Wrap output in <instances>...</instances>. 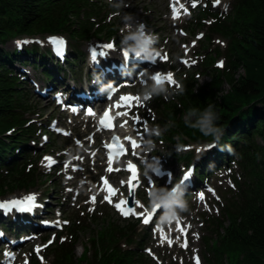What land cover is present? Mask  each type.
<instances>
[{
  "label": "trees",
  "instance_id": "trees-1",
  "mask_svg": "<svg viewBox=\"0 0 264 264\" xmlns=\"http://www.w3.org/2000/svg\"><path fill=\"white\" fill-rule=\"evenodd\" d=\"M101 5L98 0H0V197L34 188L40 179L35 157L38 128L27 117L32 107L23 87L27 74L17 68L31 67L40 83L54 87L65 86L61 78H66V70L82 76L83 42L117 36L119 22ZM206 5L199 4L190 20L195 30L206 27L211 35L228 41L224 67H214V75L203 85L194 76L197 69L181 71L171 97L162 92L152 98L157 112L154 126H159L161 135L145 134L166 148L167 163H194L193 175L199 182L223 165L236 163L241 168L246 181L236 201H226L220 217L202 216V224L212 230L205 243L206 264H264V144L259 143L264 141V0H230L227 12ZM51 34H63L69 41L63 61L54 57L45 41ZM23 37L33 40L18 45ZM11 41L13 47L8 49ZM206 63L210 62L200 68L206 70ZM240 68L243 75L237 74ZM224 84L229 85L225 93ZM208 104L215 105L218 124L224 128L219 145L183 121L189 109L203 110ZM187 145L206 147L194 159L192 148L183 149ZM8 216L0 215V224L12 233ZM99 226L77 256L79 233L89 226L83 219H70L46 245L44 258H50L49 264H157L143 251L145 242L137 236L136 220L117 216L115 223L105 220ZM33 264H38L35 258Z\"/></svg>",
  "mask_w": 264,
  "mask_h": 264
},
{
  "label": "rangeland",
  "instance_id": "rangeland-1",
  "mask_svg": "<svg viewBox=\"0 0 264 264\" xmlns=\"http://www.w3.org/2000/svg\"><path fill=\"white\" fill-rule=\"evenodd\" d=\"M98 1L102 3L101 6L103 9L114 14L113 20L115 23L119 22L117 23V36L109 40H91L88 44L87 42H83L81 51H87V47H96L98 42L101 44L108 42L115 45L114 49L116 50V48H118L117 50L120 52V49H122L121 40L125 34L121 31L124 29L125 23L123 16L126 13H130L134 15V19L129 22L132 24V30L135 31L139 23L146 24L145 33L150 32L158 37L157 43L152 47L156 48L159 53H161L162 57H169L167 62H163L162 58H159V64L156 67L149 64V69L147 70V73L155 70H162L167 74H172L175 84L170 85L166 83L164 84L165 89L177 88L179 83L177 74L189 68L190 72L197 69L196 75L194 76L198 78L199 85L208 83L211 76L214 75V69H216L214 67L222 68L219 66L220 62L224 64L226 62L223 52L226 51L228 41L221 36L211 35L208 33L206 27L195 30L196 24H194L189 17L194 13L193 11L189 15L187 11H183L181 17L172 18L171 10L169 9L170 0ZM197 1L202 3V6L203 4H207L206 6H208L209 3L213 5L217 2V0ZM227 1L229 2L230 0H219V4L215 5V7H217L218 10H225L228 8ZM195 3L196 2L193 0L189 1L190 5ZM6 47L11 49L13 47L12 41L8 43ZM216 50H219L220 54L217 55V53H215ZM209 56L213 58L210 60L208 59ZM179 57L186 58L187 61L190 62V66L185 67L181 64L178 61ZM206 60L210 63H206L208 68L205 70L200 68V64H204ZM96 65L97 64H93V67H96ZM103 66H100V69L97 70L100 72L101 69H103V73L99 75L104 73L108 74ZM81 68L83 69L82 65ZM84 68L86 70L85 59ZM202 70H205V72H202ZM17 71L20 74H29V76L25 78V84L23 85V87L29 91V102L32 107L27 117H29L33 125H36L38 128V143L35 145L39 148L36 149L35 157H39L38 165L40 179L34 188L27 191L34 194L37 200L42 203V208L38 215L41 217L37 225L41 232L27 236L24 234L20 235L18 232H12L11 234L9 233V236L27 238L20 246L16 247V264H30V262L25 263L27 259H32L34 263L33 259L35 256L40 260L39 264H49L50 258L44 260L41 257V242L42 237L48 233H50V236L53 238L55 228H57L55 226L64 229V224H67L70 219L75 218L83 219L84 225L89 226L86 232L79 233V240L75 246L76 255L79 256L85 242L89 236H91L92 231L98 229L100 227L99 225L105 220L115 223L117 215L108 204L101 202L98 198L95 202L89 199V196L95 194L98 190L99 175L108 170L103 161L100 137L95 143L92 142V139H88L87 137L88 132L96 131L93 122L88 120V122L85 123L78 117L71 121V119L65 116L59 106L55 104L52 98L54 94L53 91L47 92L44 97L37 93V87L38 89H42L43 84L40 83L39 86H34L33 81L38 80V74L34 72L31 67H18ZM65 72L68 74H65L66 78H61L62 83H69L68 80H76L74 77L78 74L75 73L76 75L73 76L74 73L70 74V70H66ZM145 72L146 70H143V73ZM237 74L243 75L244 71L240 68ZM24 75L21 77H24ZM30 76H32V78ZM33 77L35 79H33ZM152 82L153 80H151L148 75L141 77L139 74V76L132 79L128 87L123 88V92L131 91L137 94L140 103V106L132 113L130 128L137 133L140 142L139 148L133 152L132 155L140 167L138 179L140 183L136 189L138 200L135 205L146 210L150 207L148 189L150 190L152 187L159 186H167L170 188L177 180L174 179L172 184H168L165 182L167 178L159 180L155 179L152 174H150V176H145L143 174L142 162L147 159L151 161L158 158L159 163L163 166L177 171L181 169L183 164L177 161L171 164L165 163V161L161 159V156L165 154L166 148L160 143L154 144L155 148L151 153L143 151V143L148 141L145 132L150 128H154L152 127V121L157 117V112L152 104V100H144L141 96V93L148 89ZM142 86H145V88L140 89ZM222 90L223 93H225L229 90V85L224 84ZM172 94L173 89L169 91L165 90L163 97H171ZM135 116L138 117L137 124L132 122ZM57 121L68 133L69 130L71 131L69 136H57L52 133L51 126L57 127V125H54ZM121 124H123V122H121ZM42 134H45V139L41 137ZM77 140H80V145H76ZM30 143L32 144L33 141ZM259 143L264 144V141L262 142L259 140ZM174 148L176 149V146ZM203 148L204 147L201 146H194V159H197L199 152ZM46 158H51L54 163L48 166V160ZM68 158L71 160L70 162H67ZM72 163H77L82 166V170L72 172L70 170V164ZM67 176L72 177L68 179ZM147 177H149L153 183H151ZM120 181L124 182V178L118 177L117 183L119 184ZM245 181L246 175L236 163L231 165L227 164L223 165L221 168H217L212 175L207 176L204 180L205 185H211L215 188L216 192L214 194L205 191L204 198H200L199 200L196 198L193 191L190 190L186 192L185 195L189 203L190 211L183 213L182 219L178 221L179 227L187 230V235L178 230L177 222L163 226L160 225L158 218L161 213H159L156 218L157 225L160 227L157 232L142 224H138L136 226V233L138 234L137 236H143V242H145L143 251L147 253V259L151 263L156 262L157 264H165L170 261L173 264H196V259L198 258L200 264H206L208 248L205 243L208 241L209 237L212 236V230L207 228L205 224H202V216L208 215L212 217L219 215L220 217L222 205H226V201H236L235 197ZM124 188L125 187H123L122 192L126 195V190ZM27 191H17L3 198L20 195L22 193L25 194ZM87 213L88 217H86ZM91 214H93V217H90ZM45 222L51 224V227L46 228L44 226ZM169 238L172 244L166 243V240ZM185 240H187V246L183 249L181 245L185 243ZM5 242L7 241L0 240V258H3L1 250L6 249L8 246ZM37 249H39L38 252L36 251ZM1 263L2 260H0V264Z\"/></svg>",
  "mask_w": 264,
  "mask_h": 264
},
{
  "label": "clouds",
  "instance_id": "clouds-1",
  "mask_svg": "<svg viewBox=\"0 0 264 264\" xmlns=\"http://www.w3.org/2000/svg\"><path fill=\"white\" fill-rule=\"evenodd\" d=\"M134 19V15L126 13L123 16L124 29L121 31L125 34L121 40L122 48L134 58L144 57L145 60L155 61L160 55L159 51L152 47L157 43L158 37L150 32L145 33V25L139 23L136 30H132V24L129 23ZM132 42V43H129ZM150 87L146 89L141 96L144 100L150 99L153 95H158L165 91L163 83H157L153 79ZM220 119L219 114L215 111V105L208 104L203 110L198 108L189 109L183 116L185 126L198 130L205 137H212L215 145L220 144L221 137L224 134V128L218 124ZM155 135L159 137L161 132L159 126H156L148 131V135ZM143 151L151 153L154 150V142L149 139L143 143ZM180 146L177 145L176 151H179ZM221 150L223 148L221 147ZM229 153L232 149L228 147ZM143 174L150 176L159 171L160 164L157 159L151 161L144 160ZM186 188L183 181L173 184L170 188L167 186L152 187L148 193L150 209H160L161 214L158 218L160 225H168L182 219V214L190 211L189 203L186 199Z\"/></svg>",
  "mask_w": 264,
  "mask_h": 264
},
{
  "label": "snow or ice",
  "instance_id": "snow-or-ice-1",
  "mask_svg": "<svg viewBox=\"0 0 264 264\" xmlns=\"http://www.w3.org/2000/svg\"><path fill=\"white\" fill-rule=\"evenodd\" d=\"M217 3H219V0H217ZM193 7H195V4H193ZM174 13L177 11L176 9H173ZM22 43H28V41H24V42H18L19 44ZM50 43L54 46V50L56 52V54L58 55H63L65 52V41L62 39H53L50 40ZM107 49H112L114 47L113 44H108L104 46ZM103 55V53H101ZM124 56L127 58L128 57V53L124 52L123 53ZM95 59V56L93 57ZM162 59H166L164 57H161ZM185 63H187L185 61ZM219 66H223V62H220ZM153 79L156 80L157 83H170V84H175V81L172 77L171 73L168 74H161V73H157L153 76ZM124 101H128V100H135L137 103H139V98H133V97H122L121 98ZM94 113L89 110V115H93ZM121 115H126V113H121ZM113 117H111L109 115V113L106 111L104 113V118L100 120V126L103 129H112L113 128V123H112ZM67 134V133H65ZM89 139H91V137H89ZM129 142L133 145V147H137L135 141L131 140V138H128ZM79 143V142H78ZM105 147L108 148L109 150V165H111L112 161H113V157L114 156H119V155H123L126 152V149L122 146L120 138L119 137H113V142L111 144H107L105 145ZM48 160V166H51L54 161L51 160V158H46ZM128 170L132 173V179L135 180L136 178V169L134 166H132L131 164L128 166ZM109 172L112 171L111 166L108 169ZM117 171H119L117 169ZM103 179V178H102ZM188 179V175H185L184 180ZM123 184V182H122ZM104 185L105 188L107 190V192L109 193V195L105 196L104 199L109 202L112 203L111 197L112 195L115 194V190L108 184V181L106 179H104ZM135 188L136 185L132 184L130 182V191H129V195H134L135 193ZM201 199H203V195H201L200 197ZM35 197L34 196H28L23 200H13L10 202H5V203H0V208L2 209H7V210H11V209H16L20 212H29L32 210V208L35 206ZM92 201L95 202V197H92ZM128 202L121 200L119 203H116L114 206L121 212L122 215L128 216V215H134V210L131 207L125 208L124 205H126ZM158 209V208H157ZM154 209L153 212H155ZM151 215H148L147 217L144 218L143 222L145 224H148L151 220ZM177 225H178V230L183 232L185 235H187V230L185 228H181L179 227V221H177ZM169 243H171V241H169ZM184 247L187 246V240H185L184 245H182ZM37 252L39 251V249L36 250ZM196 264H200L199 259H196Z\"/></svg>",
  "mask_w": 264,
  "mask_h": 264
},
{
  "label": "bare ground",
  "instance_id": "bare-ground-1",
  "mask_svg": "<svg viewBox=\"0 0 264 264\" xmlns=\"http://www.w3.org/2000/svg\"><path fill=\"white\" fill-rule=\"evenodd\" d=\"M97 48V47H96ZM101 53H104L105 54V59H103L102 58V56H101ZM109 53V51L108 50H106L102 45H99V53L98 54H96V55H91V54H88L87 53V65H89V64H98V65H100V66H102V65H105L107 62H111V61H113L112 59H110L108 56H107V54ZM116 54H117V58H120V53L118 52V50L116 49V52H115ZM95 56V59L93 58ZM114 73H115V71H113ZM116 74V73H115ZM29 76V74H27V76L26 77H28ZM30 77H32V76H30ZM95 87H97L99 90H101L102 91V89H103V87H104V85H103V83L102 84H98V85H94ZM85 87V90L88 92V94H92V92H93V89L92 88H90L88 85H85L84 86ZM84 87H83V85H82V88L81 89H84ZM77 89H78V85L75 83V82H73V81H69V90L67 91V93H68V96H70V95H72V92L74 91V90H76L77 91ZM98 99V98H97ZM38 115V114H37ZM41 216H35L34 217V219H33V222L35 223V225L37 226L38 224H39V218H40Z\"/></svg>",
  "mask_w": 264,
  "mask_h": 264
},
{
  "label": "water",
  "instance_id": "water-1",
  "mask_svg": "<svg viewBox=\"0 0 264 264\" xmlns=\"http://www.w3.org/2000/svg\"><path fill=\"white\" fill-rule=\"evenodd\" d=\"M134 202H135V193H134V195H129L128 196L129 205H132Z\"/></svg>",
  "mask_w": 264,
  "mask_h": 264
}]
</instances>
